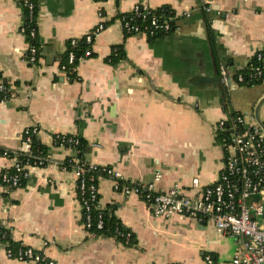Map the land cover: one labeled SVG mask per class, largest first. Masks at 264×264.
<instances>
[{"label": "crops", "instance_id": "crops-1", "mask_svg": "<svg viewBox=\"0 0 264 264\" xmlns=\"http://www.w3.org/2000/svg\"><path fill=\"white\" fill-rule=\"evenodd\" d=\"M36 2L40 53L29 63L18 0H0V76L11 91L9 101L0 102V150H21L23 129L36 126L47 152L46 165L31 168L18 189L7 192L0 182V224L9 227L12 241L41 251L53 264H206L207 257L232 264L245 239L220 234L207 220L155 218L142 199L115 190L108 179L98 184V209L112 212L133 244L89 234L75 175L61 168L72 152L52 137L82 138L86 161L114 169L125 184L148 183L159 174L157 193L177 187L195 197L223 168L215 141V125L228 115L223 96L248 123L255 122L264 97V74L247 87L233 78L257 55L264 73V0ZM135 6L172 14L171 33L152 40L124 34L118 18ZM99 23L105 29L94 39L92 56L78 62L77 79L69 80L60 65L67 42ZM118 46L124 57L111 64ZM217 62L230 72L232 84L223 91L214 75ZM258 116L264 122V101ZM11 165L0 155V179ZM0 264H19L2 245Z\"/></svg>", "mask_w": 264, "mask_h": 264}, {"label": "built area", "instance_id": "built-area-1", "mask_svg": "<svg viewBox=\"0 0 264 264\" xmlns=\"http://www.w3.org/2000/svg\"><path fill=\"white\" fill-rule=\"evenodd\" d=\"M21 7L22 24L20 33L26 39L33 40L37 37V15L35 4L32 0H18ZM209 10V9H207ZM118 20L121 23L124 34H143L148 38L157 35L165 36L171 33L172 26L167 19L151 17L147 9L135 6L128 14L121 15ZM105 29L103 23H99L89 31L84 39L88 46L85 52L75 58L73 52L67 56V64L80 62L92 56L91 46L95 37ZM75 40H71V46H75ZM27 50L24 56L29 63L37 59V49L27 40ZM113 49L112 53H115ZM256 60L261 61L262 56L257 55ZM249 76L250 81L262 79L263 71L258 67ZM65 72V66H61ZM226 83V81H223ZM230 83L231 79H230ZM243 83L242 76L238 75L235 84ZM230 84V85H231ZM230 87V86H229ZM227 95V94H226ZM11 91L0 76V102L9 101ZM227 128L230 131L228 139H222L219 144L223 152V168L217 181L211 185L201 187L194 197L181 194L177 187H172L164 193L155 191V183L160 180L156 174L151 182L134 185L122 182L121 174L110 167H101L86 160L73 158L70 160V169L65 165L61 168L74 173L76 178L77 199L84 217L83 226L88 232L90 228L91 209L96 208L98 200V184L103 179L112 181L114 189L124 194L133 193L142 199L155 218L169 219L173 216L195 218L210 221L215 230L223 235H229L236 239H245L240 243L232 264H261L264 262V134L255 122L248 123L246 117L238 113L235 117H227L215 125V137L219 130ZM243 127V129H240ZM39 128L36 126L23 129L22 148L19 151L9 152L0 150V155L11 160V167L5 171L0 179L5 191L18 189L28 177L31 168L41 167L42 160L32 156V138L37 139ZM54 145L71 150L78 144L75 135L58 134L52 137ZM17 152H23L33 158V164L20 163ZM192 187L198 189L197 179L192 181ZM101 214V213H100ZM101 215L98 217L97 228L101 229ZM10 229L0 224V245L5 248V256L19 264H53V262L39 250L15 243L12 248ZM118 236L128 242L130 233H118ZM166 264H179L167 262ZM206 264H212L209 257Z\"/></svg>", "mask_w": 264, "mask_h": 264}, {"label": "trees", "instance_id": "trees-1", "mask_svg": "<svg viewBox=\"0 0 264 264\" xmlns=\"http://www.w3.org/2000/svg\"><path fill=\"white\" fill-rule=\"evenodd\" d=\"M35 4V9L36 12L35 14H37V2L36 0H32ZM97 1V0H95ZM148 12L150 13L151 17H155L157 19H167L172 15H170L169 13H167V11H163V10H148ZM169 21V20H168ZM159 37H163L161 35H157L155 37L149 38L150 40L152 39H156ZM26 40L37 49V56L40 53V42L38 37H36L33 40H29V38L26 36ZM88 48V46L84 43V39H79L76 40L75 42V46L72 47L71 46V41L67 42L66 44V50L62 56V60H61V66H65V74L66 76L69 78V80L74 81L75 79H77V75H76V67L78 65V62L75 61L72 65H68L67 64V56L69 52H73V54L75 55V58H79L84 52L85 50ZM116 52L112 53L111 56L108 59V62L111 64H116L118 63L120 60L123 59L124 57V53H123V49L121 46H118L116 48ZM258 67L259 69H261L263 71L262 65L260 62H258L255 59L252 60L250 66L248 65L247 67L240 69L239 71L235 72V74L233 75L234 80L236 81L237 76L240 75L243 78V83L238 84V86H253L256 85L258 83H260V80L257 81H250L249 76L254 72L253 68ZM264 74V73H263ZM8 86V85H7ZM223 110H225L228 114V116L230 117H235L238 112H235L233 110L230 109V105H229V99H228V95H224L223 96V104H222ZM240 129H243V127H240ZM230 134L229 129L227 128V125L224 127V129L217 131L216 133V144H222L221 140L222 139H228ZM78 139V144L76 146H72L71 149V156L66 158L65 161L63 162V165L67 166L68 169H70V160L73 158H78L80 160H86L85 155L87 154L88 148H87V143L80 137L76 136ZM31 146H32V156H36L38 158H40L42 160V164L41 167H44L47 163V152L46 149L40 145V143L36 140V138H32V142H31ZM18 161L22 164L26 163L28 161V164H33L35 162V160L33 158L28 157V155H25V153L23 152H17L16 153ZM96 208H92L91 209V215H90V228L88 229V233L93 235V236H102V237H109V238H114L115 240H117L118 242L127 245V246H131L133 244V236H130V239L127 241H125L123 238H121L120 236H118V233H128L129 231L127 229H125L122 224L119 222V220H117L114 215L112 214V212H110L109 210H99L98 209V200L96 202ZM101 213V214H100ZM101 215V220H102V227L101 229L97 228V222H98V217ZM83 222H84V217H83ZM130 233V232H129ZM12 248L15 250L16 249V244L13 242L12 244Z\"/></svg>", "mask_w": 264, "mask_h": 264}, {"label": "water", "instance_id": "water-1", "mask_svg": "<svg viewBox=\"0 0 264 264\" xmlns=\"http://www.w3.org/2000/svg\"><path fill=\"white\" fill-rule=\"evenodd\" d=\"M214 75H215L218 83L220 84V88L222 91L224 90L225 87L230 86V84H231L230 83V72L226 68H222L221 64H219V62L216 63ZM224 80L226 81V83L223 82ZM3 82L6 84L5 79H3ZM263 101H264V97H262V99L258 102V104L255 107L254 120H255V123L258 125V127L262 130V132L264 134V122H262L258 116V109H259V107ZM261 264H264V262Z\"/></svg>", "mask_w": 264, "mask_h": 264}]
</instances>
